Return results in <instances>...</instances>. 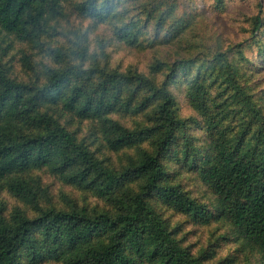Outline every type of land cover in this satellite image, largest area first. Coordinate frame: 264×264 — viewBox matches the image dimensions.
Instances as JSON below:
<instances>
[{
    "label": "rangeland",
    "instance_id": "1",
    "mask_svg": "<svg viewBox=\"0 0 264 264\" xmlns=\"http://www.w3.org/2000/svg\"><path fill=\"white\" fill-rule=\"evenodd\" d=\"M83 1L63 0L62 15L44 21L45 32L32 40L19 39L0 28V67L8 77L36 85L47 81L48 68H72L81 74L85 90L95 95L98 83L110 73L142 76L155 85L167 79L172 110L183 124L161 158L167 172L164 182L180 186L189 198L204 205L208 217L193 218L155 195L148 198L151 207L179 244L203 264H264L260 248L242 238L221 214V199L202 175L205 158L213 153L217 137L234 142L242 138L245 149L263 144L264 0H109V17L103 21L93 19L96 25L112 24L114 31L100 54L91 56L82 49H68L58 31L64 22L85 18L76 8ZM259 9L262 26L252 34ZM237 43L242 44L228 50L223 60L211 59L217 51ZM179 59L189 61L176 65ZM132 85L123 87L122 101L130 96ZM69 89L64 87L63 93ZM146 92L144 87L138 89L131 105H136ZM62 102L56 108L41 106L40 110L56 116L109 169H125L139 161L144 150L155 151L152 135L113 148L108 140L116 136V131L108 125L116 122L129 130L151 128L159 100L142 111L117 104L102 117L88 118L63 110ZM77 171L75 167L60 173L53 164H47L0 177V214L7 222L14 212L34 216L39 209L49 207L114 215L122 198L137 193L144 180L128 179L104 196L76 182L72 177ZM12 179L24 181L33 197L12 191ZM107 240L100 236L90 243L98 245ZM74 251L64 249L57 258L24 256L20 262L67 264L66 257ZM141 264H153V259L145 256Z\"/></svg>",
    "mask_w": 264,
    "mask_h": 264
},
{
    "label": "trees",
    "instance_id": "2",
    "mask_svg": "<svg viewBox=\"0 0 264 264\" xmlns=\"http://www.w3.org/2000/svg\"><path fill=\"white\" fill-rule=\"evenodd\" d=\"M62 1L0 0V28L19 39L32 40L45 32L44 21L62 15ZM76 8L80 15L98 21L109 17L112 10L109 0H84ZM261 26L259 9L252 34ZM241 44L217 51L211 59L221 61L228 50ZM188 61L179 59L175 63ZM47 75L42 85L18 82L0 67V177L47 164H53L60 173L77 167L72 178L104 196L128 179L144 180L137 193L122 198L114 215L49 207L39 209L34 216L14 212L7 222L0 214V264H21L24 256L57 258L64 249L75 250L66 257L67 264H141L145 256L153 259V264H203L179 244L148 201L155 195L193 218L208 217L204 205L189 198L180 186L164 182L167 172L161 158L183 124L172 110L167 79L155 85L142 76L110 73L98 83L95 95L85 90L81 74L75 69L48 68ZM131 84L130 96L122 101L123 87ZM67 86L70 89L65 94L63 88ZM143 87L147 92L136 105H131ZM193 97L197 100L196 94ZM156 100L159 102L153 127L129 130L116 122L108 125L116 131V136L108 140L113 148L153 137L155 151L144 150L139 161L122 170L104 166L56 116L40 110L41 106L56 108L63 101V110L81 118L102 117L117 104L142 111ZM212 149L213 153L205 158L203 179L219 195L221 214L242 238L264 253V141L260 148L245 149L242 138L234 142L217 137ZM9 187L19 195L33 197L34 193L20 179H12ZM100 236L107 237V242L90 243Z\"/></svg>",
    "mask_w": 264,
    "mask_h": 264
},
{
    "label": "clouds",
    "instance_id": "3",
    "mask_svg": "<svg viewBox=\"0 0 264 264\" xmlns=\"http://www.w3.org/2000/svg\"><path fill=\"white\" fill-rule=\"evenodd\" d=\"M58 31L61 41L68 49H82L86 55L91 56L100 54L103 43L111 38L114 28L110 23L96 25L89 16L76 22H64Z\"/></svg>",
    "mask_w": 264,
    "mask_h": 264
}]
</instances>
